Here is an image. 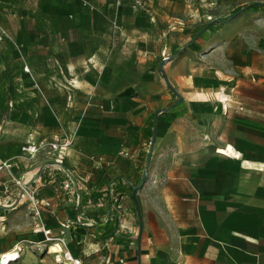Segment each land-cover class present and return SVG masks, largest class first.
Returning a JSON list of instances; mask_svg holds the SVG:
<instances>
[{"label": "rangeland", "instance_id": "obj_1", "mask_svg": "<svg viewBox=\"0 0 264 264\" xmlns=\"http://www.w3.org/2000/svg\"><path fill=\"white\" fill-rule=\"evenodd\" d=\"M252 3L264 0H0V163L11 165V176L0 171L10 191L0 192V252L19 242L21 264H59L38 254L26 198L13 183L39 161L49 168L61 161L79 181L88 176L89 188L81 190L90 196L83 200L87 213L111 211L92 187L104 177L111 183L125 177L121 171L102 163L91 175L84 164L58 157L70 147L52 148L69 138L74 116L89 115L97 119L99 142L139 166L130 185L137 187L146 173L136 201L131 187L112 191L126 196L123 218H134L133 242L147 264L173 259L180 233L206 219L204 208H222L192 205L194 155L205 160L216 152L240 163L237 150L246 160L264 157V9L249 8ZM152 115L153 146V133L145 135ZM33 144L39 148L31 157L26 149ZM56 196L64 199L60 212L65 201L73 204L72 196Z\"/></svg>", "mask_w": 264, "mask_h": 264}, {"label": "crops", "instance_id": "obj_2", "mask_svg": "<svg viewBox=\"0 0 264 264\" xmlns=\"http://www.w3.org/2000/svg\"><path fill=\"white\" fill-rule=\"evenodd\" d=\"M152 116L155 125V116ZM152 116L148 119V129L145 130V135L149 137L152 135L150 128ZM74 117L77 118V122L74 130L68 135L71 139L69 154H60L61 156L58 157L66 162L71 161L74 165L84 164L90 168L91 175L95 172L94 169L103 168L100 164L103 163L104 166L112 164L114 168L117 167L116 171H121V175L125 177L118 176L113 183L108 177H104L98 187H92L100 193L99 200L104 198L109 201L106 205L110 204L111 211L90 215L87 213L89 208L84 205L90 196L86 197L84 195L87 193L81 192L89 188V177L81 178L82 180L79 181L72 175L76 187L66 191L63 188L66 175L63 172V166L59 164L61 161L57 158L56 161L60 162L53 164L52 168L39 164L40 161L37 162L34 167H29L31 170L26 174L25 179L31 188L34 186L38 188L39 200L48 202L50 206L49 208L41 207L39 218H33V215L29 213L32 221L31 232L34 237L39 236V242L43 236L40 232H35V229L41 226L50 230L54 236H61L63 233L66 250L74 258L80 259L82 264H147L148 260L142 257V246L138 244L137 247V244L133 242V237L136 236L134 218L130 215L123 218L126 196L112 192L116 187H131L132 196L134 186L130 185L128 177H132L139 166L135 165L134 160L118 156L115 145L99 142L100 132L95 124L97 119L93 118L94 116ZM229 145L236 149L234 145ZM237 151L241 154V163L239 160L224 157L216 152L207 154L205 160L199 159L200 156L195 154V158L190 161L189 167L195 169V174L192 170L193 174H190L188 180L189 199L192 205L202 203L212 206L221 205L222 208L205 207L206 219L202 220L199 217L194 227L180 233V244L175 246L173 259L165 260L164 264H264V157L261 161L246 160L244 154ZM96 156L102 157L93 161ZM126 156L128 154L124 153V157ZM53 157L55 154H50V158ZM250 166L253 167L250 168ZM177 168L178 165L175 166V169ZM53 170L57 171L58 177H53L51 172ZM21 175H24V171L18 174V176ZM1 184L0 192L3 194ZM91 184L94 183L91 182ZM57 191L62 193L65 199L68 196L73 197V204H66L65 201L62 204L65 208L61 212L57 204L61 205L64 199L56 196ZM92 197L97 199L98 196L93 194ZM115 198L120 201V210H117L113 203ZM15 202L9 204L12 210L17 208L14 205ZM216 211L225 214L226 218L214 219L213 212ZM47 218L50 224L47 223ZM4 219L0 216L1 222L4 223ZM66 222L69 223V228L62 231L60 224ZM185 237L190 240L185 242L182 240ZM24 241H20V244ZM15 245L20 248L19 242L14 243L1 251L0 255L11 252L14 247L16 249ZM38 246V254L52 258L57 263L56 256L47 253L42 246ZM24 249L25 247L11 264L23 262Z\"/></svg>", "mask_w": 264, "mask_h": 264}, {"label": "built area", "instance_id": "obj_3", "mask_svg": "<svg viewBox=\"0 0 264 264\" xmlns=\"http://www.w3.org/2000/svg\"><path fill=\"white\" fill-rule=\"evenodd\" d=\"M70 146H71V139L68 138V139L63 140L62 142H59L57 145H52V148L54 150H57V149H59V150L63 149L64 150ZM26 150L30 154V156L33 157L37 153L38 148L35 145H30L27 147ZM10 168H11V165L8 162L5 161V162L0 163V171L6 172L11 176V174L9 172ZM63 172L66 175V183L64 184L63 188L66 191L70 190V189H74L76 187V182H75L71 172L65 168L63 169ZM13 183H14L16 189L18 190V194H21L22 197L26 198L27 208L29 210V213H31L33 215V218H35V217L39 218L40 217L41 207L49 208L50 204L48 202L39 200L38 188L36 186L31 188L30 185L28 184V182L26 181L25 177L20 176L17 179L13 178ZM1 186H2L3 194L8 195L10 193L9 186L5 183H2ZM113 203H114L116 209L120 210L121 204L117 198H115L113 200ZM60 228L62 229V231L68 229L69 223H67V222L61 223ZM36 231L40 232L42 234L43 239L40 241L39 244H41V246L46 250L47 253H48L49 247L51 245H56V246L58 245L60 247L59 252L57 254H55L56 257L59 256V257H57V260H56L57 263H59V264H82V261L80 259L74 258L71 255V253L66 250V242L62 236L63 233H61V236H54L50 230L45 229L43 226L35 229V232ZM20 248L22 249V247H20ZM5 255L6 254L0 255V262H2V259L6 258ZM13 262H15V261L11 260L9 263L11 264Z\"/></svg>", "mask_w": 264, "mask_h": 264}, {"label": "water", "instance_id": "obj_4", "mask_svg": "<svg viewBox=\"0 0 264 264\" xmlns=\"http://www.w3.org/2000/svg\"><path fill=\"white\" fill-rule=\"evenodd\" d=\"M170 59H171V58H168V59H166L165 61L170 60ZM159 70H160V73H161V75H162V77H163V80H164V81L166 82V84L170 87V89L173 90L172 86H171L170 83L168 82V79H167V77H166V74H165V72H164V70H163L162 65L159 66ZM155 119H156V115H155ZM155 134H156V126L154 125V127H153V137H152V140H151V142H150V145H151V146H153V144L155 143ZM150 159H151V151L149 152V155H148V164H149ZM148 164H147V165H148ZM145 182H146V173L142 176L141 181H140V184H139L137 187H134V188L132 189V198H133L134 201H136V193H137V191H138L139 189H141V188L144 186ZM140 231H141V225H140Z\"/></svg>", "mask_w": 264, "mask_h": 264}, {"label": "bare ground", "instance_id": "obj_5", "mask_svg": "<svg viewBox=\"0 0 264 264\" xmlns=\"http://www.w3.org/2000/svg\"><path fill=\"white\" fill-rule=\"evenodd\" d=\"M224 104V106H227V103L226 102H224L223 103ZM55 248L56 249V247H57V249L55 250V254H57L58 252H59V246L57 245H51L50 247H49V250H48V253H50V250H51V248ZM15 249V248H14ZM20 248H18L17 250H15V254H14V256L12 255V256H9V253H5L6 255V258H4V259H2V262H0V264H10L9 262L11 261V260H16V258L18 257L17 255H19V252H20ZM50 254H53V252L52 253H50ZM55 254H53L54 256H55ZM57 257H59V256H57Z\"/></svg>", "mask_w": 264, "mask_h": 264}, {"label": "trees", "instance_id": "obj_6", "mask_svg": "<svg viewBox=\"0 0 264 264\" xmlns=\"http://www.w3.org/2000/svg\"><path fill=\"white\" fill-rule=\"evenodd\" d=\"M249 8H259V9H264V3H252V4H250L249 6H248ZM169 87V86H168ZM170 88V87H169ZM154 127V118H153V116H152V119H151V121H150V128L152 129ZM151 134H152V132H151ZM148 135H150L149 134V132H148Z\"/></svg>", "mask_w": 264, "mask_h": 264}]
</instances>
